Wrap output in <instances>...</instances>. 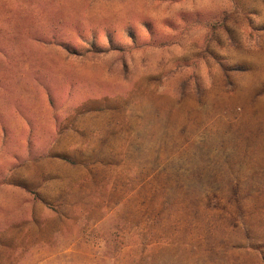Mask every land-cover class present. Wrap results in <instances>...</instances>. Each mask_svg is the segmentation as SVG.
I'll return each instance as SVG.
<instances>
[{
	"label": "rangeland",
	"instance_id": "1",
	"mask_svg": "<svg viewBox=\"0 0 264 264\" xmlns=\"http://www.w3.org/2000/svg\"><path fill=\"white\" fill-rule=\"evenodd\" d=\"M0 264H264V0H0Z\"/></svg>",
	"mask_w": 264,
	"mask_h": 264
}]
</instances>
